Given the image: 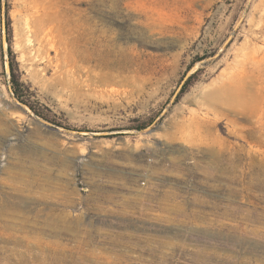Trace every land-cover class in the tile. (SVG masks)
Segmentation results:
<instances>
[{"label":"rangeland","instance_id":"obj_1","mask_svg":"<svg viewBox=\"0 0 264 264\" xmlns=\"http://www.w3.org/2000/svg\"><path fill=\"white\" fill-rule=\"evenodd\" d=\"M236 74L246 121L210 95ZM262 95L264 0H0V201L31 208L0 264H264Z\"/></svg>","mask_w":264,"mask_h":264},{"label":"bare ground","instance_id":"obj_2","mask_svg":"<svg viewBox=\"0 0 264 264\" xmlns=\"http://www.w3.org/2000/svg\"><path fill=\"white\" fill-rule=\"evenodd\" d=\"M32 6H33V4H32ZM36 12H37V10H36ZM38 20L39 21L36 22V25L39 26L38 28H41V26H42L41 22L43 19H42V17H40ZM31 28H32V26L28 25V31L31 32ZM38 31H40V30H38ZM103 67H109V65L107 63H104ZM244 76L241 77V75L236 74V75L232 76L231 78H229L227 81H225L222 84H220L219 86H217L210 93V95L213 98H215V102H218V104L220 105L221 108L232 113L236 117V119H238L239 121L240 120L241 121L247 120L246 114H248V112L252 109L256 100L259 99V97L257 95L258 92H256L255 90L261 91L260 87H257V85L255 83L249 82L247 80L246 76L245 77ZM256 80H257V78H256ZM109 81H110V76H108V75H105V76L101 77V79H100L101 83H105V82L108 83ZM260 94H262V93L260 92ZM262 96H264V95H262ZM263 99L264 98H262V101H263ZM260 102L261 101H258L257 103L260 104ZM259 106H261V104ZM254 108H256V107L254 106ZM254 111H256V109ZM254 111L252 109V112L250 114H252ZM258 113H260V112H258ZM250 114H249V116H250ZM255 115H256V113H255ZM204 122H206V121H204ZM212 142L214 144H219V145H221L223 143V142L221 143V139L219 140L218 137H215L212 140ZM224 146L227 147V145H224ZM231 148L232 147H230V149ZM23 188L10 187V189L8 191L11 196L15 195L19 198V200H12V199H9L8 197L5 196V198H3L0 201V242L5 243L7 245H12L10 248H7L8 249L7 251L9 254L12 253V251L15 248H17L18 246H21V247L24 246L25 248H26V246H28V244H27L28 238H26V236H25L28 233V225L25 223L21 224L22 222L21 223L17 222L18 218H21V219L23 218L24 220H28V208H30V207H28V193ZM24 247L21 249H24ZM17 256H18V254H17Z\"/></svg>","mask_w":264,"mask_h":264},{"label":"trees","instance_id":"obj_3","mask_svg":"<svg viewBox=\"0 0 264 264\" xmlns=\"http://www.w3.org/2000/svg\"><path fill=\"white\" fill-rule=\"evenodd\" d=\"M10 72H11V83H12V86H13V89H14V94H15L16 98H18V100H21L19 92H20V89L22 87V84L19 82V80L17 79V76L15 75V71H14L12 63L10 64ZM191 81H192V79H190L186 83V86L184 87V91L191 84Z\"/></svg>","mask_w":264,"mask_h":264}]
</instances>
